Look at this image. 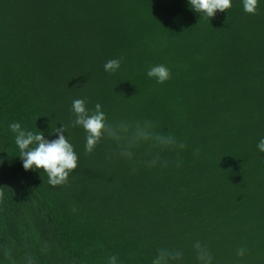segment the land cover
<instances>
[{
  "label": "trees",
  "instance_id": "1",
  "mask_svg": "<svg viewBox=\"0 0 264 264\" xmlns=\"http://www.w3.org/2000/svg\"><path fill=\"white\" fill-rule=\"evenodd\" d=\"M159 64L164 83L147 76ZM75 99L186 147L141 143L129 160L105 137L86 153ZM13 122L48 140L65 127L79 158L66 184L24 169ZM261 138L264 0L210 19L189 0H0V264H152L160 249L199 264L196 241L212 264H264Z\"/></svg>",
  "mask_w": 264,
  "mask_h": 264
},
{
  "label": "clouds",
  "instance_id": "2",
  "mask_svg": "<svg viewBox=\"0 0 264 264\" xmlns=\"http://www.w3.org/2000/svg\"><path fill=\"white\" fill-rule=\"evenodd\" d=\"M243 9L248 14H256L258 0H242ZM191 8L203 14L207 18H212L217 11L225 12L232 6V0H189ZM119 59H110L105 62L104 70L114 73L120 67ZM149 78H154L158 83H164L170 79V70L163 64L153 65L147 71ZM72 111L75 114V120L72 126H81L86 133L85 152L91 153L102 138L107 137L114 141L119 148V155L133 158L132 149L141 143H150L153 147L169 148L175 147L184 149V143H178L174 136L157 133L153 130L154 126L150 121L135 125L128 123L111 124L107 122L105 113L101 110V105L97 103L94 111L86 108L84 99H75L72 102ZM11 131L15 133V144L20 150V158L24 169H42L48 177V183L51 186L66 184L69 175L78 167V156L74 151L73 145L69 142L64 133V126L55 128L54 132L58 135L57 139H45L42 132L26 131L19 122H13L9 125ZM257 148L264 153V138L257 143ZM198 151V150H197ZM159 162V156L156 155L150 161H147L148 167H153ZM162 166H167L164 161ZM179 166V164L177 165ZM135 171V169H133ZM0 192V198L3 197ZM196 252V259L199 264H212V255L207 246L196 241L193 245ZM245 254L244 248L237 250L238 256ZM4 255L9 257V252L5 249ZM183 253L174 249H160L152 264H171L172 261L182 259ZM117 257L111 256L109 264H116ZM26 264H34L33 258L28 256Z\"/></svg>",
  "mask_w": 264,
  "mask_h": 264
}]
</instances>
